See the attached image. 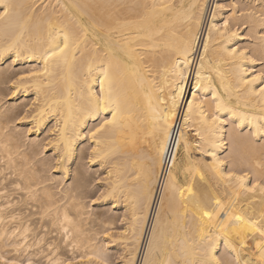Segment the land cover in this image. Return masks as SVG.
<instances>
[{
  "label": "bare ground",
  "instance_id": "obj_1",
  "mask_svg": "<svg viewBox=\"0 0 264 264\" xmlns=\"http://www.w3.org/2000/svg\"><path fill=\"white\" fill-rule=\"evenodd\" d=\"M0 14L1 261L264 264V0Z\"/></svg>",
  "mask_w": 264,
  "mask_h": 264
},
{
  "label": "rangeland",
  "instance_id": "obj_2",
  "mask_svg": "<svg viewBox=\"0 0 264 264\" xmlns=\"http://www.w3.org/2000/svg\"><path fill=\"white\" fill-rule=\"evenodd\" d=\"M22 122H23V123H22L21 127H24V126L26 125V123H25V121H22ZM24 124H25V125H24ZM41 135H42V134H41ZM41 135H40V136H41ZM83 144L86 145V144H87V141L84 142ZM50 153H51L50 151H47V152H46V156H48ZM106 165H107V164H104V166H101L102 169H101V168L98 169V167H97L96 170H97V169H98V170L96 171V175H95V173H93V172H95V169H94L95 166L88 168V166L85 165L86 171L89 170V171H87V173H88L87 175L90 176V179L92 180V182H91V185H92V186L90 185L89 187H90V190H91V188H92V190H91L92 193H91V192H90V193H91L92 195L94 194V195H93V198L98 197V195H100V193L102 192V189H101V188H102L103 183H104V181H103L104 179H102V178L104 177V175H105V174H104V173H105V170L107 169V168H106ZM103 167L106 168V169H104ZM83 168H84V166H83ZM87 168H88V169H87ZM93 169H94V171H93ZM99 170H100V171H99ZM100 172H101V173L103 172V173L100 175V174H99ZM93 176H94V177H93ZM100 176H101V177L103 176V177L101 178ZM99 177H100L101 179H100ZM96 179H97V180H96ZM95 180H96V181H95ZM93 182H94L95 184H94ZM96 182H97V183H96ZM98 182H99V183H98ZM92 183H93V184H92ZM100 184H101L102 186H101ZM93 185H94V186H93ZM98 186H99V187H98ZM100 186H101V187H100ZM94 188H95V189H94ZM88 189H89V188H88ZM90 190H88V192H89ZM94 191H95V192H94ZM89 197H90V196H89ZM87 199H88V198H87ZM102 200H104V201H102ZM105 201H106V199H104L103 197H98V198H96V200H94V202H97V205H96V204L93 205V210H94V209H95V210L103 209V207L105 208V209H103V210H106L108 204L105 203ZM100 202H101V203H100ZM106 204H107V205H106ZM112 211H114V212L116 211V212L121 213V210H120V209H116V210H115V209H114V210L112 209L110 212H108V214L112 213ZM118 225H119V224H118ZM116 231H117V229H116ZM113 232H115V230H114ZM114 244H115V243H113V242L108 244L109 246H111V248H109V249L107 250V251H108L107 254L110 255V260L113 259L112 261H110V260L108 259V261H106L107 263L110 261V263H108V264H114V262L117 261V253L115 252V251H117V248L114 247V246H115ZM113 245H114V246H113ZM112 247H113V248H112ZM6 249H8V247H7ZM6 249H5V250H6ZM114 249H115V250H114ZM3 251H4L3 249L0 250V253H2L3 255H4V254H5V255L8 254V253L6 252L7 250L4 251V252H3ZM5 252H6V253H5ZM109 253H110V254H109ZM10 254H13V252H12V253L10 252ZM17 254H18V253H17ZM5 255H4V256H5ZM8 255H9V254H8ZM8 255H6V256H8ZM25 255H26V252H21V254L19 255V258H20V259H19V263H18V264H22L23 261H24L25 264H30V263H31V264H34L33 261H35V258H34V260H33V258H32L30 261L27 260V261H29V262H27V261H26V257H27V255H26V256H25ZM9 256H11V255H9ZM25 261H26V262H25ZM113 261H114V262H113ZM70 262H72V261L69 260V262H68V260H67V262H66V261H63V262H60V263H57V264H70ZM24 263H23V264H24ZM42 263H44V260H41V264H42ZM77 263H78V262H76V261H73V262H72V264H77ZM107 263H106V264H107ZM0 264H6V263H4L3 261L0 260Z\"/></svg>",
  "mask_w": 264,
  "mask_h": 264
},
{
  "label": "snow or ice",
  "instance_id": "obj_3",
  "mask_svg": "<svg viewBox=\"0 0 264 264\" xmlns=\"http://www.w3.org/2000/svg\"><path fill=\"white\" fill-rule=\"evenodd\" d=\"M0 2H2V0H0ZM0 18H2V14H0ZM65 47H67V44H65ZM61 51H63V49H61ZM262 91H264V89H262ZM106 123H108V121H106ZM205 215H208V213H205ZM237 219H239V217H237Z\"/></svg>",
  "mask_w": 264,
  "mask_h": 264
}]
</instances>
